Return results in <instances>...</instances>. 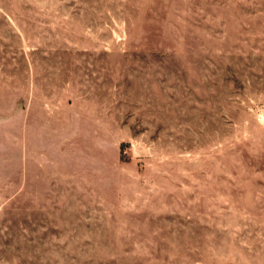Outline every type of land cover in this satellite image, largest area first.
Instances as JSON below:
<instances>
[{
	"label": "rangeland",
	"instance_id": "obj_1",
	"mask_svg": "<svg viewBox=\"0 0 264 264\" xmlns=\"http://www.w3.org/2000/svg\"><path fill=\"white\" fill-rule=\"evenodd\" d=\"M0 264H264V0H0Z\"/></svg>",
	"mask_w": 264,
	"mask_h": 264
}]
</instances>
